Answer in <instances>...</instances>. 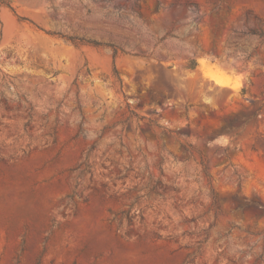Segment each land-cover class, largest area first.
Masks as SVG:
<instances>
[{
	"label": "rangeland",
	"instance_id": "374dc122",
	"mask_svg": "<svg viewBox=\"0 0 264 264\" xmlns=\"http://www.w3.org/2000/svg\"><path fill=\"white\" fill-rule=\"evenodd\" d=\"M0 264H264V0H0Z\"/></svg>",
	"mask_w": 264,
	"mask_h": 264
}]
</instances>
